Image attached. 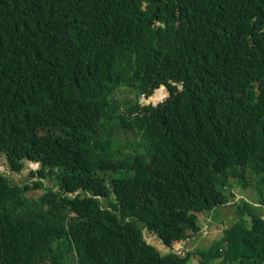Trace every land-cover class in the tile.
Returning <instances> with one entry per match:
<instances>
[{"label":"trees","instance_id":"trees-1","mask_svg":"<svg viewBox=\"0 0 264 264\" xmlns=\"http://www.w3.org/2000/svg\"><path fill=\"white\" fill-rule=\"evenodd\" d=\"M3 155L0 264H264V0H0Z\"/></svg>","mask_w":264,"mask_h":264},{"label":"rangeland","instance_id":"rangeland-1","mask_svg":"<svg viewBox=\"0 0 264 264\" xmlns=\"http://www.w3.org/2000/svg\"><path fill=\"white\" fill-rule=\"evenodd\" d=\"M154 93H155V91L153 92V95H154ZM141 98H143V97L141 96ZM39 166H40L39 163L35 164L34 162L26 161L24 169L21 172H15V171L11 170L10 167L8 166L6 156L5 155L0 156V171L3 172L5 175L9 176L10 179L14 183L19 184V185H23L25 183H32V181L36 179V176H32L31 173L33 170L38 169ZM53 185L54 184H53L52 180H50V179L46 180V186L52 187ZM43 192H44L43 189H33V190L28 191L27 195L33 196V197H39L42 195ZM242 198H245L247 200H251L252 197L248 198L247 195H243V194L240 195V193H238L236 196V200H239ZM221 210H222V214L226 215V217L223 219L224 220L223 228L220 227L221 226L220 224L216 227H212L210 224L207 225V222L209 219L203 220L202 221V223L204 222V226L202 225L203 231L201 232L200 235L196 236L195 239L190 240V242L188 244V248L191 250L190 252H193L197 248L201 249V250L208 249L214 241L220 239L223 236V232L226 229L229 230L232 228V225L236 219L235 208L234 207L233 208L224 207V208H221ZM143 234H144L145 239L148 242L149 241L154 242L155 245L159 244L157 242L156 236L151 235V233H149L146 229L143 231ZM161 247L167 249V247L165 245L161 246ZM177 249H179V247L174 248V250H177ZM184 249L188 250L186 247H184ZM165 252L168 253V251H165ZM184 254H186V253H184ZM192 264H195V263H192Z\"/></svg>","mask_w":264,"mask_h":264},{"label":"bare ground","instance_id":"bare-ground-1","mask_svg":"<svg viewBox=\"0 0 264 264\" xmlns=\"http://www.w3.org/2000/svg\"><path fill=\"white\" fill-rule=\"evenodd\" d=\"M35 164H37L38 162H34ZM216 237V236H215Z\"/></svg>","mask_w":264,"mask_h":264},{"label":"crops","instance_id":"crops-1","mask_svg":"<svg viewBox=\"0 0 264 264\" xmlns=\"http://www.w3.org/2000/svg\"><path fill=\"white\" fill-rule=\"evenodd\" d=\"M202 221H203V220H201V224L203 225Z\"/></svg>","mask_w":264,"mask_h":264},{"label":"water","instance_id":"water-1","mask_svg":"<svg viewBox=\"0 0 264 264\" xmlns=\"http://www.w3.org/2000/svg\"><path fill=\"white\" fill-rule=\"evenodd\" d=\"M161 26H163V25L161 24Z\"/></svg>","mask_w":264,"mask_h":264}]
</instances>
